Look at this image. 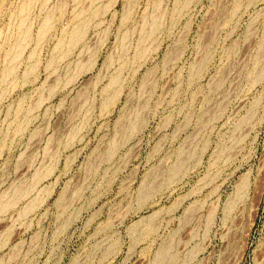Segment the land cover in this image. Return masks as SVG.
I'll use <instances>...</instances> for the list:
<instances>
[{
    "label": "rangeland",
    "instance_id": "obj_1",
    "mask_svg": "<svg viewBox=\"0 0 264 264\" xmlns=\"http://www.w3.org/2000/svg\"><path fill=\"white\" fill-rule=\"evenodd\" d=\"M0 264H264V0H0Z\"/></svg>",
    "mask_w": 264,
    "mask_h": 264
},
{
    "label": "bare ground",
    "instance_id": "obj_2",
    "mask_svg": "<svg viewBox=\"0 0 264 264\" xmlns=\"http://www.w3.org/2000/svg\"><path fill=\"white\" fill-rule=\"evenodd\" d=\"M23 8H24V7H23ZM26 8H27V7H26ZM22 10H23V9H22ZM24 10H26V9H24ZM26 11H27V10H26ZM22 13H24V11H23ZM25 13H26V12H25ZM25 13H24V14H25ZM23 24H24V23H22V25H23ZM20 28H21V27H20ZM151 30H152V32H153L155 29L153 30V28H152ZM72 34H73V33H72ZM147 35H151V34H150V31H149V33H148ZM73 36L76 37V35H73ZM74 37H72V38H74ZM141 50H142V49H141ZM18 52H19V51H18ZM14 54H15V53H14ZM11 57H12V55H11ZM8 72H9V71H8ZM32 184L35 185L36 183L34 182V183H32ZM28 187L30 188V186H28ZM24 189H25V188H24ZM29 190H31V189H29ZM29 190H28V191H29ZM15 191H16V190H15ZM26 191H27V189H26ZM14 193H15V192H14ZM25 193H26L25 191H23V190H21V188H19V189L17 190V192L15 193L17 196H16L15 194H14V195H15L16 197H18V198H19V196H20L21 198H19V199H22V196H25ZM26 194H27V193H26ZM14 195H13V196H14ZM23 198H24V197H23ZM15 199H17V198H14V200H15ZM14 200H13V202H15ZM11 201H12V200H11ZM5 204H6V203H5ZM5 204H3L4 206H2V209H3L4 211L9 207V205H11V204H7V205H5ZM12 204H13V203H12ZM10 207H11V206H10ZM26 207H27V206H26ZM28 207H29V206H28ZM2 209H1V211H3Z\"/></svg>",
    "mask_w": 264,
    "mask_h": 264
}]
</instances>
